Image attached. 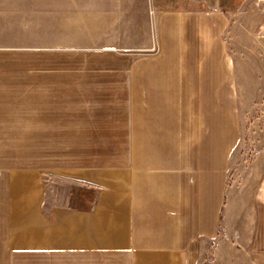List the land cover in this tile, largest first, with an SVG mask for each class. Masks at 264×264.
I'll return each instance as SVG.
<instances>
[{
  "label": "crops",
  "instance_id": "0c3cea01",
  "mask_svg": "<svg viewBox=\"0 0 264 264\" xmlns=\"http://www.w3.org/2000/svg\"><path fill=\"white\" fill-rule=\"evenodd\" d=\"M247 2L0 0V102L31 78L66 110L80 53L95 57L82 84H121L151 106L81 112L75 160L72 112H0V264H264V158L255 180H233L226 36Z\"/></svg>",
  "mask_w": 264,
  "mask_h": 264
},
{
  "label": "rangeland",
  "instance_id": "374dc122",
  "mask_svg": "<svg viewBox=\"0 0 264 264\" xmlns=\"http://www.w3.org/2000/svg\"><path fill=\"white\" fill-rule=\"evenodd\" d=\"M242 9L244 13L240 12V7L232 13L233 21L226 36L236 63L235 112L241 115V143L234 157L237 164L233 180L251 181L259 174L257 168L262 167L260 159L264 158V34L254 36L252 31L262 19L259 11L262 5H257L256 0H248ZM92 59H95L93 55L87 58L86 54L83 57L80 53L72 54L71 93L66 110L58 107L56 102L44 101L47 95L44 89L47 88L41 84L33 85V79L29 78L17 94H3L10 100L0 102V112H72V159L75 160L79 151L81 112H147L151 107L150 102L128 100L134 94H128L124 85L82 84L81 61ZM88 80H91L90 77ZM92 80L95 81V78ZM172 104L175 105V102ZM183 111L199 112L198 102H184ZM217 112H224V108L218 105ZM56 186L66 192L76 189L63 180H57ZM74 192L78 197L79 192Z\"/></svg>",
  "mask_w": 264,
  "mask_h": 264
}]
</instances>
